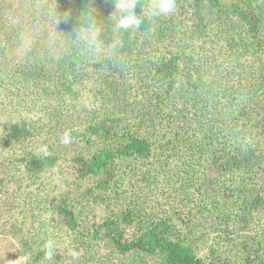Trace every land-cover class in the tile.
Instances as JSON below:
<instances>
[{"label": "trees", "instance_id": "trees-1", "mask_svg": "<svg viewBox=\"0 0 264 264\" xmlns=\"http://www.w3.org/2000/svg\"><path fill=\"white\" fill-rule=\"evenodd\" d=\"M179 1L191 9L196 29L202 30L204 35L205 28L216 26L213 18L207 17L204 12L211 16L219 13L222 9L220 0ZM148 2L138 0V15L143 16ZM104 3L105 0H53V8L67 24L93 33L95 43L113 47L114 53L135 61V67H142V64H138L139 59H149L148 78L152 84L148 83L147 100L153 106L149 104L153 112L155 110L159 117H164L165 125L158 128L159 122L155 121L140 128L141 122H129L115 112L96 113L86 117L82 125L69 129L72 140L88 150L70 157L64 156L62 146L56 143L59 136L55 130L51 131L27 116L9 115L4 118L5 109L1 106L0 147L7 152L2 162L18 166L17 170H21L20 174L25 175L29 185L35 184L42 174L58 169L63 159L68 161L72 170L70 173L75 179L97 178L96 185L100 192L122 201L120 208L112 211L104 221L93 224L92 236L107 238L122 254H157L161 255L164 264H264V238L259 236L257 228L246 239L227 238L218 233L216 243L208 246L203 253H198L193 243L198 238L192 242L191 236L180 234L174 219L176 214L179 215L178 210L156 216V211L153 214L140 212L149 209V206L139 204L133 198L136 193L131 191L140 187V180L150 186L159 183L168 186L178 182L183 185L189 181L185 186L193 187L196 193H200L198 200L202 208L209 209L208 213L202 211V215L216 218L215 212L218 211L220 216L223 207L229 204L236 207L226 216L225 225L213 224L214 227H221L223 232L234 230L235 221L246 220L251 215L250 209L244 203L241 205L238 188L247 184L254 187L249 188L247 193L241 188L242 201L246 203L248 197L260 195L258 191L257 195L252 194L258 183L260 188L264 186L260 176H255L259 170L264 176V75L261 73L257 76L253 71L243 73L244 64L233 52L238 44L244 43L248 34L257 37L258 14L249 7L233 6L232 13L238 17L245 33L238 42L232 34L227 33L230 22L223 28L219 25L220 30L226 32L223 33L225 57L221 64L225 65L224 70L228 75L217 77L205 73L208 65L200 67L192 63L191 54L185 53L189 45L177 51L170 49L161 52L157 48H150L148 52L136 54L134 50L140 36L153 31V20L145 19L140 29L120 32L114 27L113 17L102 13ZM89 11L91 18L87 16ZM85 44L84 41L81 46ZM151 53L155 55L154 59L150 58ZM112 57L110 55L105 60L106 68L112 70L103 75L101 92L118 88L112 79L114 77L119 79L121 88L128 83L127 80L119 82L123 79L124 71L117 69ZM61 60L60 56L59 63ZM63 61L67 62L65 56ZM92 66L95 70L103 68L101 61ZM66 68L57 77L55 86H40L41 91L51 97L76 99L81 90H77L75 85L84 75L75 62L69 63ZM229 70H233L232 74ZM234 71L237 72L234 74ZM44 79L47 80L46 76ZM49 135L53 136L52 142ZM99 140L104 142L103 146L97 145ZM153 159L159 160L157 165H149L143 170L138 168L153 163ZM44 184L43 180L39 182L40 186ZM205 187L209 189L208 192H204ZM48 190L40 203L45 206L43 211L46 215L42 228L37 230L33 221L30 224L31 229H36L31 230V264H70L55 243L51 250L52 258H46L49 241L42 236L50 234L48 239L53 238L51 229L54 223L65 226L71 232L80 225L68 194L58 193L55 188ZM31 194H34V190H31ZM256 199L254 197L252 203L257 204ZM207 202L213 207L208 208ZM167 203L165 201L163 205ZM14 218L12 214L9 220ZM177 219L184 222L183 218ZM17 224L18 221H14V225ZM131 225L136 230L128 237L126 229ZM229 226H233L232 229ZM249 240H252V244Z\"/></svg>", "mask_w": 264, "mask_h": 264}, {"label": "rangeland", "instance_id": "rangeland-1", "mask_svg": "<svg viewBox=\"0 0 264 264\" xmlns=\"http://www.w3.org/2000/svg\"><path fill=\"white\" fill-rule=\"evenodd\" d=\"M220 2L222 9L219 13L211 16L204 12L207 17L213 18L216 25L205 28L204 35L202 30L196 29L194 23L196 20L191 14V9L176 0V9L172 14L152 19L153 31L140 36L134 52L141 54L148 52L150 48H157L161 52L170 49L177 51L189 45L185 53L191 54L192 63L200 67L208 65L205 73L217 77L226 76L228 72L224 70L225 65L221 64L225 57L226 46L223 45L226 42L223 33L226 32L220 28L230 22L227 33L232 34L237 42L240 41V36L245 33L238 17L232 13L233 6L238 5L252 8L258 14L260 22L257 37L253 38L248 34L243 40L244 43L238 44L233 53L243 62V73L253 71L257 76L261 73L264 75V0H220ZM53 5V0H0V107L5 109L3 117L27 116L44 124L51 131L55 130L56 135L59 136L56 143L62 146L64 156L70 157L88 150L73 140L71 144L63 145L60 142L61 136L72 126L82 125L86 117L97 115L96 113L115 112L129 122H141L140 128L149 126L155 121L159 122L158 128L163 127L166 120L164 117H159L155 110L153 112V106L147 100L148 83L152 84L148 78L149 59H139L138 64H142V67H135V61L114 53L113 47L95 43L93 33H86L67 24L57 15ZM113 11V0H105L102 13L112 16L110 14ZM84 41L86 44L81 46ZM110 55H113L112 63L117 69L124 71L123 79L121 78L119 82L127 80L128 83L121 88L119 79L114 77L112 79L117 83L118 88H113L114 92L112 90L105 93L100 90L104 86H101L103 75L112 70L106 68L105 62L106 57ZM60 56L61 63H59ZM64 56L67 62L63 61ZM154 56L151 53L150 58L154 59ZM100 61L103 68L95 70L92 64ZM71 62H75L84 75L75 85L77 90H81L79 96L70 100L43 93L40 88L43 85L55 86L58 83L57 77ZM199 71L204 72L202 69ZM229 71L232 74L233 70ZM236 72L234 71V74ZM48 138L53 141V136L49 135ZM103 143L101 140L97 141L98 146H103ZM5 153H7L6 149L0 147V264H31L30 240L33 235L31 230L36 231L35 226L37 230L42 228L46 215L43 211L45 206L40 203L43 202V196L48 193V189L53 190V188L58 193L68 194L80 225L71 232L65 226L54 223L53 228L51 227L53 238L48 239L50 234L43 235L42 238L55 243L67 262L70 264H164L161 255L133 252L122 254L107 238L92 236L93 224L104 221L112 211L120 208L122 201L120 198H111L100 192L96 185L97 178L81 181L75 179L70 173L72 170L68 161L63 159L58 169L42 174L35 184L29 185L25 175L20 174L21 170H17L18 166L2 162ZM158 162L159 160L153 159V163L138 168L143 170L149 165H157ZM255 173V176L259 175L264 182L262 172L259 170ZM42 180L45 184L40 186L39 182ZM188 183L189 181L183 185L180 182L171 183L168 186L159 183L150 186L146 181L140 180V187L131 191L136 193L133 198L139 204L144 203L149 206V209L140 212L153 214L156 211L154 214L156 216L160 213H170L174 209L178 210L179 215L176 214L174 219L180 234L191 236V241L198 238L196 242L192 241L198 253H203L208 246L216 243L218 233L227 238L246 239L251 237L253 229L257 228L259 236L264 238V186L260 188L258 183L252 194L257 195L258 191L260 195L248 197L246 203L242 201L241 188L247 193L249 188L254 187L248 184L239 186L238 198H241L242 206L244 203V206L250 209L251 215L246 220L235 221L234 230L233 226H229L232 230L224 233L221 227H217L227 223L226 216L236 207L231 204L223 207L220 216L218 211L215 212L216 218L202 215V211L208 213L209 209L202 208L198 200L200 193H196L193 187L187 188L185 185ZM203 189L204 192L209 191L206 187ZM31 190H34V194H31ZM254 197H257L255 200L258 201L257 204L252 203ZM165 201L168 205H163ZM227 202L229 203L230 200ZM206 204L208 208L213 207L210 202ZM12 214L15 218L9 220ZM178 217L183 218L184 222L177 219ZM250 218L253 219L250 221ZM16 220L18 224L14 225ZM31 221H33V229L30 227ZM213 224L219 225L214 227ZM135 230L134 225L127 227L126 235L130 237ZM248 242L252 244V240ZM71 253L77 255L74 257Z\"/></svg>", "mask_w": 264, "mask_h": 264}, {"label": "clouds", "instance_id": "clouds-1", "mask_svg": "<svg viewBox=\"0 0 264 264\" xmlns=\"http://www.w3.org/2000/svg\"><path fill=\"white\" fill-rule=\"evenodd\" d=\"M138 0H113L114 11L110 14L113 17L114 27L120 32H130L132 30L140 29L144 20H152L158 17H167L176 9V0H149L146 8L143 10V16L137 14ZM91 18V12L87 13ZM60 142L63 145L72 143L71 132H65L61 136ZM48 249L46 258H52L53 242L49 241L46 245ZM76 256V253H71Z\"/></svg>", "mask_w": 264, "mask_h": 264}]
</instances>
